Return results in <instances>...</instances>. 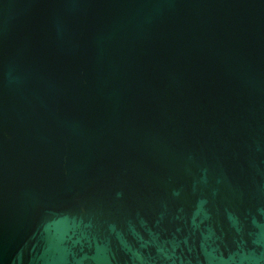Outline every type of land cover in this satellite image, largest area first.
<instances>
[{
    "label": "water",
    "instance_id": "95a60500",
    "mask_svg": "<svg viewBox=\"0 0 264 264\" xmlns=\"http://www.w3.org/2000/svg\"><path fill=\"white\" fill-rule=\"evenodd\" d=\"M0 264H264V0H0Z\"/></svg>",
    "mask_w": 264,
    "mask_h": 264
}]
</instances>
